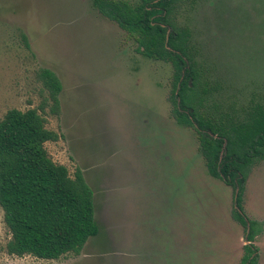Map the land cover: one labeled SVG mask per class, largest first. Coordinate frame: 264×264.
Wrapping results in <instances>:
<instances>
[{"label":"rangeland","instance_id":"1","mask_svg":"<svg viewBox=\"0 0 264 264\" xmlns=\"http://www.w3.org/2000/svg\"><path fill=\"white\" fill-rule=\"evenodd\" d=\"M176 22L222 86L217 99L240 112L250 93L264 95V0H186ZM41 66L62 84L59 117H46L62 136L45 147L71 175L80 168L99 231L78 255L0 251V264H240L237 188L208 173L196 133L172 118L169 62L140 54L92 0H0V117L40 105ZM241 198L264 264V161L248 170ZM8 238L0 207V246Z\"/></svg>","mask_w":264,"mask_h":264},{"label":"trees","instance_id":"2","mask_svg":"<svg viewBox=\"0 0 264 264\" xmlns=\"http://www.w3.org/2000/svg\"><path fill=\"white\" fill-rule=\"evenodd\" d=\"M185 2L92 0V6L117 23L140 54L170 63L172 117L196 133L208 173L237 188L236 217L245 240L240 264H258V248L252 243L258 223L247 219L241 195L250 166L264 158V95L250 93L240 112L216 98L222 86L195 59L199 52L189 28L176 22ZM35 77L45 91L40 105L9 108L0 117V207L9 234L0 251L53 260L78 255L99 227L93 192L80 168L71 175L45 147L62 136L47 126L46 118L59 117L60 79L43 66Z\"/></svg>","mask_w":264,"mask_h":264},{"label":"flooded vegetation","instance_id":"3","mask_svg":"<svg viewBox=\"0 0 264 264\" xmlns=\"http://www.w3.org/2000/svg\"><path fill=\"white\" fill-rule=\"evenodd\" d=\"M171 101V100H170ZM171 116H172V111H171ZM173 119H174V117H172ZM175 120V119H174ZM176 121V120H175ZM178 123V122H177ZM180 124V123H179ZM199 131L200 132H202V130L201 129H199ZM197 141H198V138H197ZM198 150H199V144H198ZM199 152H200V154H201V156L203 157V155H202V153H201V151L199 150ZM203 159H204V157H203ZM260 161H264V158H262V159H259V160H256V161H254V163H252V165H251V167L250 168H252L253 166H254V164H256L257 162H260ZM204 162H205V160H204ZM205 166H206V164H205ZM250 168H249V170H250ZM206 169H207V166H206ZM208 171V170H207ZM212 176V175H211ZM214 177V176H213ZM226 183V182H225ZM226 184H228V183H226ZM228 185H230V184H228ZM235 197H236V193L234 192V194H233V202H234V206H235ZM245 214V213H244ZM247 217V216H246ZM256 221V220H255ZM243 236H244V234H243ZM244 238V237H243ZM242 247H243V245H242Z\"/></svg>","mask_w":264,"mask_h":264},{"label":"water","instance_id":"4","mask_svg":"<svg viewBox=\"0 0 264 264\" xmlns=\"http://www.w3.org/2000/svg\"><path fill=\"white\" fill-rule=\"evenodd\" d=\"M190 83V82H189ZM175 94H177V91L175 92ZM177 101H178V104H179V99L177 98ZM248 230H249V227L247 226V228H246V232H248Z\"/></svg>","mask_w":264,"mask_h":264}]
</instances>
